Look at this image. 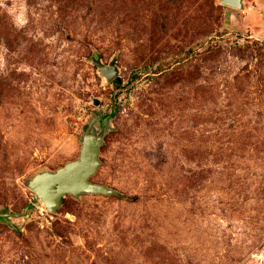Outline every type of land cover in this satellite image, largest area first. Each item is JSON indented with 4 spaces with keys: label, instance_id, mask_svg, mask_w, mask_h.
Here are the masks:
<instances>
[{
    "label": "rangeland",
    "instance_id": "rangeland-1",
    "mask_svg": "<svg viewBox=\"0 0 264 264\" xmlns=\"http://www.w3.org/2000/svg\"><path fill=\"white\" fill-rule=\"evenodd\" d=\"M0 264H264V0H0Z\"/></svg>",
    "mask_w": 264,
    "mask_h": 264
},
{
    "label": "water",
    "instance_id": "water-1",
    "mask_svg": "<svg viewBox=\"0 0 264 264\" xmlns=\"http://www.w3.org/2000/svg\"><path fill=\"white\" fill-rule=\"evenodd\" d=\"M229 7L243 8V0H221ZM100 70L109 81L116 78L118 69L115 65L104 66L99 64ZM95 104H99L96 100ZM101 137H96L92 132L85 134L84 146L80 158L67 163L55 172L37 175L30 184L31 189L45 203L47 209L55 212L67 194L75 196L82 192L111 193L105 186L90 181L99 166V146Z\"/></svg>",
    "mask_w": 264,
    "mask_h": 264
}]
</instances>
